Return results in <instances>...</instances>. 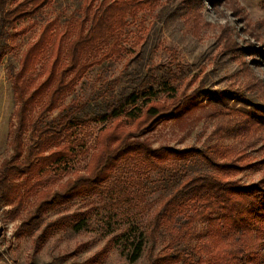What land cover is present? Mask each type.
<instances>
[{"label":"rangeland","instance_id":"1","mask_svg":"<svg viewBox=\"0 0 264 264\" xmlns=\"http://www.w3.org/2000/svg\"><path fill=\"white\" fill-rule=\"evenodd\" d=\"M16 1L9 0L6 7ZM186 1L172 0L162 8L155 5L140 11L136 18H129L117 44L123 51L99 58L109 48L110 42H106L98 53L83 58L79 73L56 108L46 113L41 122L57 119L64 105L90 106L116 91L122 79H114L134 54L142 52L145 66H152L155 76L172 75L169 82L178 95L198 91V105L159 124L147 135L151 146L180 150L218 145L234 156L242 152L245 156L239 161L240 169L219 173L226 180L256 183L264 176V58L250 51L264 50V7L260 0H195L190 6ZM82 9L83 0H52L36 15L9 28L11 36L5 39L8 48L0 59V163L12 151L15 126L17 102L9 70L17 68L22 51L47 21H54L55 30L67 33L64 47L79 29L84 33L90 22L83 18ZM223 30L239 44V52L223 51L219 41ZM49 54L47 51L30 73V84L41 78ZM134 65L131 60L125 71ZM156 90L159 100H170L159 91L158 83L153 85ZM217 106L224 107V114L210 116ZM38 109L39 103H35L28 111L21 134L24 144ZM253 120L260 126L249 128ZM111 123L112 119H108L68 128L51 146H68L70 153L64 162L44 166L23 183L20 206L0 200V264H148L146 242L138 257L131 260L137 241L143 238L161 198L186 176L202 170L201 160L165 161L164 168H157L143 162L140 156L128 157L96 194L58 205L35 222L30 219L39 191L56 189L75 173L86 171L99 129ZM25 177H17L15 182ZM218 216L214 212L196 222L190 240L174 247L186 252L206 241L204 255H211L235 246L234 230H217L211 225L209 220ZM78 221L82 224L76 229ZM170 225L168 222L164 227V235L159 236L153 253L166 245L165 231ZM252 250L256 259L249 264H264V236L254 239Z\"/></svg>","mask_w":264,"mask_h":264},{"label":"trees","instance_id":"2","mask_svg":"<svg viewBox=\"0 0 264 264\" xmlns=\"http://www.w3.org/2000/svg\"><path fill=\"white\" fill-rule=\"evenodd\" d=\"M8 1L0 0V59L8 48L5 39L11 36L9 28L22 19L36 15L52 0H17L13 6L6 7ZM171 1L83 0L82 15L89 19V26L84 33L79 29L65 47L63 44L67 33L55 30L54 21H47L40 26L36 39L22 51L17 68L8 73L17 105L14 111L15 126L11 134L12 151L0 163V200L9 203L14 201L15 205L20 206L24 196L19 191L20 186L44 166L64 162L70 153L68 146H51L68 128L112 119L110 125L99 129L95 150L84 173H75L56 189L39 191L31 221L35 222L44 212L58 205H64L80 196L96 194L111 177L112 171L128 157L140 156L143 162L157 168H164L165 161L198 159L204 163V168L186 176L161 198L153 210L143 238L136 243L131 260L138 257L146 242L149 243L148 264H173L181 261L188 264H249L251 259H256L252 250L254 239L264 236V176L258 182L248 185L226 180L219 172L240 169L239 161L245 155L239 152L234 156L229 149L218 145L206 149L180 150L151 146L147 135L159 124L189 112L198 105L195 101L198 91L178 95L169 82L172 75L165 73L155 76L153 67L144 64V53L137 52L125 63L121 73L114 79H122L116 91L90 106L75 103L64 105L57 119L43 124L41 122L46 113L56 108L79 73L83 58L98 53L106 42H110L109 48L99 58H106L113 52L120 53L123 47L117 44L129 25V18L134 19L140 11L155 5L165 7ZM185 3L190 6L195 4V0ZM260 4L264 7V0H260ZM219 41L226 53L239 52L241 49L226 30L220 34ZM47 51L50 54L41 78L30 84V73ZM250 52L264 58V50ZM131 60L135 61L134 67L125 71ZM156 83L160 86L159 91L167 94L169 101L156 97L157 90L153 91ZM35 103H39V109L31 124L28 142L24 144L21 134L27 123L28 111ZM222 114L223 106H217L209 113L210 116ZM250 126L255 128L260 124L253 120ZM22 175L26 177L15 182ZM214 212L220 216L211 218V225L217 230H234L235 246L211 255H204L208 246L206 241L199 242L186 252L174 247L186 244L191 238L193 225ZM168 222L171 224L169 230L165 231L168 241L161 250L153 253ZM80 224L82 222L78 221L75 228L79 229Z\"/></svg>","mask_w":264,"mask_h":264}]
</instances>
